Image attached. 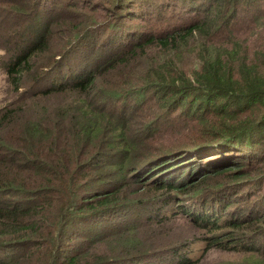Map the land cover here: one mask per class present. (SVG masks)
<instances>
[{"label": "trees", "instance_id": "1", "mask_svg": "<svg viewBox=\"0 0 264 264\" xmlns=\"http://www.w3.org/2000/svg\"><path fill=\"white\" fill-rule=\"evenodd\" d=\"M53 1L59 2L33 0L31 10L26 8L29 20L16 34L19 45L6 41L3 47L1 64L21 98L17 107L14 101L0 108V264L153 262L158 254H93L86 245L106 235L109 219L125 201L117 194L151 172L160 173L165 188L179 186L182 192H188L187 181L203 171L246 180L236 185L243 187L233 189L234 196L245 188L262 191L264 0H102L103 22L76 26L66 35V42L76 48L73 58L39 70V61L33 60L51 49ZM154 16L161 22L157 24ZM97 23H103L97 32L88 31ZM248 28L261 35L254 51L240 46V31ZM193 39L201 42L193 45ZM150 44L177 53L169 58V66H177L179 52L197 49L198 66L173 71L161 65L127 84L141 82L145 88L113 91L112 96L131 102L115 116V125L92 103L91 89ZM27 75L31 78L25 81ZM69 93L83 97L72 103L79 114L76 120V113L72 115L70 124L60 107L51 119L23 118L25 105ZM132 96L138 98L132 102ZM143 105L152 107L153 119L142 122L144 129L137 131L129 117L145 116ZM242 164L252 166L250 177L240 174ZM248 197L235 196L244 202L234 206L231 221H240L239 213L243 219L261 217L264 191L250 202ZM227 198L222 196L218 204L223 210L233 207L234 200ZM200 219L212 221L209 215ZM256 233L257 241L247 245L262 252L241 264H264V241L257 229ZM166 264L198 261L176 253Z\"/></svg>", "mask_w": 264, "mask_h": 264}, {"label": "rangeland", "instance_id": "2", "mask_svg": "<svg viewBox=\"0 0 264 264\" xmlns=\"http://www.w3.org/2000/svg\"><path fill=\"white\" fill-rule=\"evenodd\" d=\"M11 1L0 0V108L14 101L16 102L13 107H17L19 104L17 100L21 98L20 92L16 91L11 85L9 76L1 62L6 41L9 45L11 43L19 45L21 38H17L16 34L18 30L23 29L27 24L29 20L27 13L30 12L33 4V0H15L17 3L14 4H11ZM101 1L59 0L56 3L55 1L52 2L51 30L48 36L51 49L35 55L33 61L36 63L39 61V70H42L47 65L52 66L58 59L62 61L63 59L73 58L76 48L66 42V35L77 30L76 26L82 28L89 22L92 24V21L95 20L103 22L106 9L102 6ZM29 6L30 10L26 13V8ZM136 18L138 21L145 22L140 17ZM163 18L166 20L168 17L163 16ZM153 19H155L157 24L161 22L159 17L154 16ZM102 25L103 23H97L93 29L91 28L88 31L93 32L94 30L97 32ZM257 29L260 31L259 27ZM259 31L257 36L255 29L252 30V28H248L245 32L240 31L243 32L240 34L243 36L240 38L242 42L240 46L244 47L243 50L254 51L256 49L261 36ZM200 42L201 39H193L190 43L197 45ZM64 44L69 46L67 49L62 50L61 48ZM223 47L227 49L230 46ZM147 48L148 50L137 49L141 53L135 59L124 62L115 70L109 71V76L106 78L108 80L95 85L94 90L91 89L92 103H95L98 110H101L107 117L111 118L115 125L119 124L115 116L120 114L122 106L124 108L126 104L131 102L120 96H112L113 91L120 90L123 92L124 90L145 88L141 82H137L133 87H129L127 84L132 82V78L137 79L139 74H144L150 69L161 65L162 67L165 66V69L173 71H175V68L180 67L191 71L198 66L197 49L192 52H179V59L176 60L177 66L174 63V66H169V58L177 53H171L167 49L165 53L157 44H150ZM59 50L63 53L61 58H58ZM48 66L46 69H49ZM30 78L27 75L25 81ZM29 83L25 82L28 86L30 85ZM39 84H37V87ZM34 85L31 82L30 86L34 87ZM152 92L155 93L154 90ZM137 98V96H132L130 100H136ZM76 101H83V97L75 93H69L65 97L64 95L56 96V94H53L48 100L38 98V104L25 105L23 118L37 116L42 120L45 118L51 119L56 108L60 107L67 113L68 124H70L72 115L76 113L74 116V120H76L77 114H79L75 105L72 104ZM141 108H143L145 116L138 115L135 117L131 114L129 117L131 120L129 125H133L137 128V131L144 129V127H140L143 126L142 122L147 124L146 121L150 122L153 119L151 117L153 115L152 107H144L143 105ZM87 147L92 150L91 145ZM237 151L239 152L236 148L235 152ZM256 165L258 163L253 166ZM233 166L239 167L238 165ZM246 167L247 164H242V167L238 168L240 169V174H245L244 178L250 177L247 172L252 166ZM259 173L264 175L262 170ZM160 176V173L156 172L145 174L141 180L132 181L117 194L121 202L125 199L123 207L114 214L113 219H109L110 228L106 235L93 239L95 240L93 243L86 242L89 251L93 252V254L97 252L108 255H159L155 257L153 262L145 261L146 264H166L170 261V256L176 253L189 254L198 261V264H241L245 260L252 258L254 254H261L262 250L258 248V250L253 251L250 249L253 247H249L247 244L251 243V240L257 241L256 229L258 230L259 239L264 241V208L261 209V212H263L261 217L255 220L251 218L243 219V214L239 213L238 218H240V221L236 220L234 222L230 220V218H233V216H230V212L233 211L234 206L242 205V202H244V200L235 198V196L241 197L243 194L248 193L249 197L246 198V201L250 202L251 198L261 197L264 185H262L261 192L257 189L245 188L236 192L234 196L235 191L233 189L239 190L242 188L243 186L240 188H237V186L244 185L246 180L236 181L227 175L222 176V174L215 171H203L195 175L193 179H189L187 188L191 189L188 192H182L179 186L170 187L169 189L165 188L160 179H158ZM223 180H225L224 184L219 183ZM194 187L197 188L193 189ZM222 196L228 197L227 200H234V203H232L233 207H226L225 210H223V207L220 208L218 204ZM219 208L220 211L218 213ZM207 215L212 218V221L200 219L203 216L207 217ZM253 216L255 217L256 215Z\"/></svg>", "mask_w": 264, "mask_h": 264}]
</instances>
